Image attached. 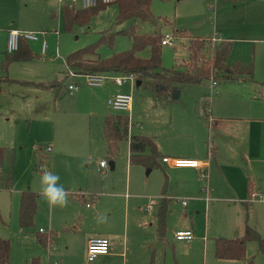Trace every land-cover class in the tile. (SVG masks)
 <instances>
[{
  "label": "rangeland",
  "instance_id": "1",
  "mask_svg": "<svg viewBox=\"0 0 264 264\" xmlns=\"http://www.w3.org/2000/svg\"><path fill=\"white\" fill-rule=\"evenodd\" d=\"M62 8L58 0H0V147L4 149L0 165V239L8 241L10 246L8 264H61L62 261L56 254L57 237L48 247H42L39 242L44 236L51 235L45 224L49 215L48 204L39 195L37 165L40 160L44 169L59 175L58 183L66 190L67 204L62 208L56 207L57 213L68 210L71 216L84 219V229L91 232H103L111 225L112 232L117 234L121 232L126 219L129 239L135 235L139 228L138 209L145 208L136 197L140 198L146 192L145 182L151 187L159 181L160 171L154 168L146 176L144 167L133 164L131 167L136 171H132L127 186L128 141L119 142L114 155L109 154L102 135L106 116L130 117L127 134L132 128H144H139L142 124L136 120V116L146 113L150 114V118H163L162 128L170 134L175 126L172 128L169 124L168 115L170 108L175 107L185 109L195 106V109L207 110L228 104L237 106L232 107L234 110L247 109L251 118H264V18L250 17L246 10L251 5L246 1H154L152 14L167 21V24L158 27L137 20L116 23V4L98 10L84 23L74 22L66 27L60 16ZM130 26H134L140 35L157 33L161 37H174V48L161 47V67L164 70L182 65L187 60L189 39H200L206 44L213 39L230 42L228 65L241 63L250 66V80L242 83L220 81L216 88H211L209 82L185 86L181 87V97L173 99L172 91L163 85L157 87L151 79L117 87L111 82L116 75L106 73L103 74L107 78L104 87L95 89L83 85L70 94L67 86L83 84L84 80L81 76L65 80L63 60L71 53L90 46H97L96 56L90 59L104 60L130 50L129 38L120 33ZM11 29L42 33L37 42L27 43L33 59L20 61L15 55L6 54L7 31ZM103 32L108 42L99 43ZM43 41L48 46L44 57L40 55ZM56 49L59 59H54ZM138 56L146 59L149 53L143 51ZM58 71H65V74L61 73L64 78L58 77L57 80L61 81L55 83L52 80L53 83L43 86L49 74ZM108 88L119 91L106 97ZM215 92L220 93L219 96H215ZM116 94L131 96L133 120L132 113L112 111L106 105L107 99ZM222 96L224 101L220 100ZM160 106L163 107V116L154 114ZM203 133L204 130L200 129L197 139L200 142ZM51 139H56L62 153L52 164L49 159L51 153H41V150L51 146ZM178 142L185 143L184 137L179 138ZM101 160L107 164L105 170L99 168ZM110 161L114 164L112 171L108 165ZM162 183L163 186L164 180ZM27 189L38 195L37 208L32 225L21 228L18 215L20 193ZM71 195L75 196L71 199ZM258 200L264 202V194H260ZM93 201L95 206L88 211L85 204ZM146 207H150V212L144 213L148 218L154 214V210L149 204ZM245 207L244 204L224 205L211 199L206 205L202 203L196 214L190 204L183 209L180 203L170 202L166 220L171 216L169 227L176 229L186 215L188 228L196 236L202 238L205 235L206 251L209 253L217 239L244 238L246 227L253 230L264 244V210ZM94 211L95 214H91ZM257 211L259 213L256 215ZM57 213L54 220L58 218ZM192 242L195 246L189 254L178 251L180 259L183 258V264H204L203 256L199 253L203 245L201 240H198L199 243ZM185 254L188 256H181ZM68 261L69 264H81L77 243ZM205 264H264V249L259 247L257 241L247 239L244 259L222 263L208 254Z\"/></svg>",
  "mask_w": 264,
  "mask_h": 264
},
{
  "label": "crops",
  "instance_id": "2",
  "mask_svg": "<svg viewBox=\"0 0 264 264\" xmlns=\"http://www.w3.org/2000/svg\"><path fill=\"white\" fill-rule=\"evenodd\" d=\"M243 1L251 5V8H247L246 10L250 17L264 18V0L261 2H257L258 0ZM10 31L17 30H8L7 35ZM61 73L65 74V71H58L54 74L50 73L46 79L47 81L42 83L46 86L53 83L52 80H55V83L61 81L57 80L58 77L62 79L63 75ZM65 80L68 81L66 75ZM246 80H250V78H242L240 82L242 83ZM7 89L10 90L9 88ZM114 89L108 88L106 97L119 91ZM178 91V98H180L183 90L180 89ZM219 94L215 92L214 95L219 96ZM220 100L224 101L223 96ZM232 107L237 106L223 104V106H213L207 110L206 108L195 109V106H187L185 109L170 108L168 121L172 128L173 125L175 126V130H172L170 134H167L165 132L167 130L162 128L163 118L161 120H159L161 117L158 116L150 118L149 113H146L144 116L137 115L136 120L142 124L139 128L142 126L144 128L139 130L132 128L127 134L126 139L123 140L127 142L131 136L150 138L156 146V169L160 171L158 172L159 181L151 187H148V184L145 182L146 188L144 190L146 192L140 195V198L136 197V199L141 200L142 206L145 207L144 210L138 209L139 218H137V226L139 228L136 229V233L131 239L128 237L126 219L121 232L117 234L112 232L113 228L111 225H108V228L103 230V232H91L84 229V219L71 216L68 210H64L62 214L57 213L56 207H49L48 205L47 210L49 215L45 224H47L46 226L49 228L51 234L49 246H51L53 238L57 237L58 246L56 254L62 258L61 264H65V261L66 264H69L68 259L75 249V243H77L81 264H86L87 245L92 238H104L109 241V253L107 256L97 260L100 264H183V258L182 260L180 259L178 251L189 254L194 249L195 243L192 244V241L190 243L177 242L174 239V235L176 232L187 230L192 231L194 235L193 241L198 242V240H201L203 245L199 253L203 256L204 264L205 258H208V254L222 263L232 262L230 260H218L214 256L215 244L214 247L212 245L210 253L206 251L208 247L206 248L205 235L202 238L201 236H196L193 230L188 228L189 224H187L186 219L188 218L186 215L176 225V229L169 227L171 216L168 217L163 240L157 239L155 231L156 204L161 199H167L177 204L180 203V205L182 200H187V207H181L187 209L190 204V208L196 214L200 207H202V203L206 205L211 199L224 205L231 204L234 206L244 204L246 209L250 206L255 210H264V202L258 199H251V195L253 194H264V118H251L248 116L247 109L234 110ZM133 109L131 105L129 114L132 113V120L134 118ZM154 114L163 116V107L160 106L159 110ZM126 118L128 119V117ZM200 129L204 130L202 142L197 140L200 137ZM182 136L185 143L178 142ZM205 137H207L206 143L204 142ZM104 143L107 148L105 140ZM49 144L51 146H47L45 150L50 147L51 151L42 154L51 153L49 159H51L52 164L62 153L56 139H51ZM128 156L129 149L127 151V158ZM163 158L200 161L206 165L207 179L204 183H201L199 181L198 170L173 168L169 164L162 163L161 160ZM39 163H43L42 160ZM108 165L110 171H112L114 169L113 162L110 161ZM99 168L100 170L106 169ZM132 171L136 170H133L129 162H127V186L129 185ZM150 172H145L146 176ZM134 173L137 174L139 172ZM163 180L164 185L162 186ZM201 187L208 189V202H205V194L201 191ZM74 196L71 195L70 198L72 199ZM147 204L154 210V214H150L148 218L144 214L150 212V209L147 210ZM92 208L86 209L89 211ZM56 213L58 218L54 220ZM258 213L257 211L256 215ZM91 214H95V211L91 212ZM181 256L187 257L188 255Z\"/></svg>",
  "mask_w": 264,
  "mask_h": 264
},
{
  "label": "trees",
  "instance_id": "3",
  "mask_svg": "<svg viewBox=\"0 0 264 264\" xmlns=\"http://www.w3.org/2000/svg\"><path fill=\"white\" fill-rule=\"evenodd\" d=\"M154 1L162 0H117L114 3L117 5L118 11L116 23L137 20L152 27L167 24L166 20H162L160 17L157 18L152 14L151 5ZM106 6L108 5H97L92 9L80 11H73L63 6L61 10L63 24L69 27L74 22L84 23L94 13ZM120 33L129 38L131 42L130 50L114 54L104 60L99 58L90 59V57L96 56L97 48V46H90L68 55L66 60H63L66 70L72 71L77 75L132 74L135 76V82L148 78L156 83L157 87L163 85L170 91L180 90L181 87L185 86L201 85L204 82H210V80L216 81L217 84L220 81L240 82L242 78H250L252 75L250 66H245L241 63L228 65V57L231 52L230 42H220L218 45H213L210 43L206 44L205 41L200 39H189L187 60L182 65L180 64L170 70H164L161 67V36L159 34L140 35L136 33L134 26H130ZM105 41H107V37L105 32H103L99 43ZM143 51L149 53L148 58L143 59L138 56ZM11 55H15L16 59H21L20 61H23L22 59H33L25 41H20L18 50ZM4 81L19 82L7 79H4ZM128 126L129 121L126 117L106 116L104 119L103 138L111 156L116 152L117 144L126 139ZM128 149V162L130 165H141L148 172L157 168L156 146L150 138L131 136L128 140ZM3 152L4 149L0 147V165L3 159ZM37 197L38 195L28 189L20 193L18 215L21 228L32 225L37 208ZM169 204L170 201L167 199H161L156 204L155 231L158 240H163L165 236ZM247 239L257 241L259 247L264 249L263 241L259 236L249 227H246L244 238L234 240L217 239L215 241L214 256L218 260L239 261L244 259ZM39 242L42 247H48L50 235L44 236ZM9 256L10 246L8 241L0 239V264H8Z\"/></svg>",
  "mask_w": 264,
  "mask_h": 264
},
{
  "label": "built area",
  "instance_id": "4",
  "mask_svg": "<svg viewBox=\"0 0 264 264\" xmlns=\"http://www.w3.org/2000/svg\"><path fill=\"white\" fill-rule=\"evenodd\" d=\"M117 0H58V3H60L61 6L67 7L69 9H72L73 11H80V10H88L96 7L97 5H111L116 3ZM56 34V33H55ZM42 36V33H31V32H18V31H10L7 35V43H6V54L11 55L15 53L18 50V44L20 41L25 42H37L39 40V37ZM212 43L218 44L221 41L218 39L211 40ZM210 42V43H211ZM213 44V45H214ZM175 47L174 43V37L169 35H164L161 37L160 40V47ZM48 51L47 44L43 41L40 44V55L42 57L46 56ZM54 59H59V54L57 52V49L54 52ZM81 76L84 80L83 84H70L67 86L68 91L70 94L73 92L78 91L83 85H86L89 88H102L104 84L107 81L106 76L104 75H95V74H85V75H77L72 71L66 70V79L73 80L75 77ZM135 76L132 74H123V75H117L114 78L111 79V82L117 86L120 87L127 83H135ZM210 87L216 88L217 83L214 80H210ZM106 105L108 108L112 111L117 112H130L131 105H132V99L130 95H122V94H116L111 97H109L106 101ZM128 121H130V118L128 117ZM51 151V148H47L42 153H49ZM164 164H169L171 167L176 169H194L199 171V181L201 183H204V181L207 179V171L205 170L206 165L201 163L197 160H182V159H170V158H163L161 160ZM99 167L102 169H105L106 162L100 161ZM45 168L43 163H39L38 169ZM201 191L205 194V202H208V189L201 187ZM259 194H253L251 195V199H259ZM188 201L182 200L181 206L183 208L187 207ZM94 205L93 202L88 203L85 205L86 208H91ZM150 209V207H147V210ZM40 232H43L40 230ZM44 233V232H43ZM174 239L177 242H183V243H190L194 240V235L192 231H179L176 232L174 235ZM109 253V241L104 238H92L89 240L86 250V264H100L98 263V259L104 256H107Z\"/></svg>",
  "mask_w": 264,
  "mask_h": 264
},
{
  "label": "clouds",
  "instance_id": "5",
  "mask_svg": "<svg viewBox=\"0 0 264 264\" xmlns=\"http://www.w3.org/2000/svg\"><path fill=\"white\" fill-rule=\"evenodd\" d=\"M38 175L40 186L39 195L46 201L49 207H64L67 204L66 190L58 181V174L41 168Z\"/></svg>",
  "mask_w": 264,
  "mask_h": 264
},
{
  "label": "water",
  "instance_id": "6",
  "mask_svg": "<svg viewBox=\"0 0 264 264\" xmlns=\"http://www.w3.org/2000/svg\"><path fill=\"white\" fill-rule=\"evenodd\" d=\"M178 97H179V91L178 90H173L172 91V98L173 99H178Z\"/></svg>",
  "mask_w": 264,
  "mask_h": 264
}]
</instances>
